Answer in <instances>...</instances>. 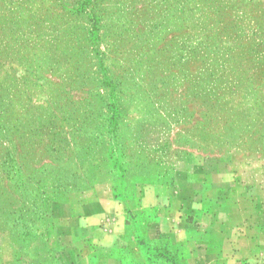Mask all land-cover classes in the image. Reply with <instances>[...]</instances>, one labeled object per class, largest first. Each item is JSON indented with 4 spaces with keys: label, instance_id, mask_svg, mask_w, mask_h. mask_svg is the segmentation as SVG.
I'll return each mask as SVG.
<instances>
[{
    "label": "rangeland",
    "instance_id": "1",
    "mask_svg": "<svg viewBox=\"0 0 264 264\" xmlns=\"http://www.w3.org/2000/svg\"><path fill=\"white\" fill-rule=\"evenodd\" d=\"M217 157L264 172V0H0V264H64L59 197Z\"/></svg>",
    "mask_w": 264,
    "mask_h": 264
},
{
    "label": "crops",
    "instance_id": "2",
    "mask_svg": "<svg viewBox=\"0 0 264 264\" xmlns=\"http://www.w3.org/2000/svg\"><path fill=\"white\" fill-rule=\"evenodd\" d=\"M49 208L64 264H264V172L239 159L192 163L166 186H91Z\"/></svg>",
    "mask_w": 264,
    "mask_h": 264
}]
</instances>
